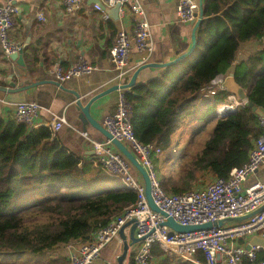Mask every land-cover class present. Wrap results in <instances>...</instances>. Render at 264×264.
I'll use <instances>...</instances> for the list:
<instances>
[{
  "label": "trees",
  "instance_id": "1",
  "mask_svg": "<svg viewBox=\"0 0 264 264\" xmlns=\"http://www.w3.org/2000/svg\"><path fill=\"white\" fill-rule=\"evenodd\" d=\"M263 37L264 0H204V20L191 56L125 92L137 140L155 143L163 151L153 161L166 193L196 189L199 173L228 178L248 162L262 135L249 103L264 111V49L235 63L243 44L262 42ZM230 74L247 92L248 102L218 116L220 106H232V95L220 92L199 106L212 82ZM187 122L192 139L205 137L194 155L177 150L183 137L175 141ZM88 169L50 126L35 128L15 116L0 118V264H70L35 259L74 241H91L97 230L136 206V192L120 189L119 183L111 187L117 180L104 172L91 178ZM153 253L158 257L163 252L154 248ZM130 257L135 264L134 255ZM162 258L159 264H170L165 255ZM198 259L205 261L202 254Z\"/></svg>",
  "mask_w": 264,
  "mask_h": 264
},
{
  "label": "built area",
  "instance_id": "2",
  "mask_svg": "<svg viewBox=\"0 0 264 264\" xmlns=\"http://www.w3.org/2000/svg\"><path fill=\"white\" fill-rule=\"evenodd\" d=\"M22 0H7L0 7V45L4 55L9 58L18 53L22 47L14 42L11 34L17 25V4ZM66 14L79 11L87 0H60ZM119 8V16L130 15L134 22L131 33L119 31L112 50L117 70H125V78L129 70V61L134 51L144 57L143 64L154 53V42L151 26L140 0H99L94 9L100 12L105 8ZM178 19L190 24L199 17V5L195 0H180ZM264 45V37L262 39ZM98 67L85 57H80L75 65L68 70L57 65L51 74L60 84L75 79L91 76ZM226 76H219L206 91V97L212 98L220 92H229L226 88ZM235 100L232 111L236 112L242 104ZM231 108V107H227ZM224 106L217 110L218 116L230 111H223ZM42 107L38 102H20L16 106L17 122L35 126ZM133 109L123 93L118 101L116 111L105 117L103 126L113 136L125 144L145 168L152 186L155 204L181 226H199L207 223L237 219L248 216L264 207V183L245 187L248 179L256 174L264 165V117H259L262 135L254 142L249 152L248 162L234 169L228 178L215 177L203 188H196L181 195H170L161 186V179L154 164V157H161L163 151L155 143L143 144L135 136L132 122ZM68 124L66 116L57 117L51 124L55 134ZM83 136L89 140L97 158V164L105 174L118 181L120 189L134 191L138 194V203L124 215L113 220L108 226L100 228L87 243H76L69 246L70 264H97L103 251L120 235L121 229L129 222L136 220V238L144 239L138 244L134 253L135 264H152L154 248L168 252L171 262H188L191 264H264L260 254L262 247L247 250V243L253 236L264 238V211L240 222L225 224L220 228L179 233L170 227L163 226L167 218L154 212L147 201L145 186L132 164L115 149L111 141H98L88 134ZM116 187V188H118ZM171 233L173 235L171 236ZM202 254L205 261L198 259Z\"/></svg>",
  "mask_w": 264,
  "mask_h": 264
},
{
  "label": "crops",
  "instance_id": "3",
  "mask_svg": "<svg viewBox=\"0 0 264 264\" xmlns=\"http://www.w3.org/2000/svg\"><path fill=\"white\" fill-rule=\"evenodd\" d=\"M6 1L0 0V7L4 6ZM140 1L151 26L154 42V53L145 64H166L188 52L192 47L193 26L192 23L184 24L179 21L177 11L180 0ZM195 2L199 5L200 0ZM97 3L99 0H87L79 11L71 15L66 14L60 0H22L16 5L17 25L11 38L24 49V60L28 64L27 75L24 77L16 76L21 69L16 62H12L4 55L0 45V87H9L7 80L11 82L12 76H14L12 81L17 84V87L21 83L29 85L40 81L57 82L51 71L57 65L68 70L80 57H85L98 67V71L91 76L62 84L65 89L47 83L17 94L0 91V118L14 117L16 106L20 102H38L41 105L42 111L36 120L35 128L51 126L57 117L66 116L68 124L57 135L68 152L81 159L89 168L88 175L91 178H95L103 171L97 164L91 143L83 134L86 133L98 141H104L106 138L90 125L84 131L80 120V110L76 104L77 99L73 92L80 94L82 101L86 104L101 92L128 83L136 70L145 65L142 63L144 57L134 51L129 61L127 77L125 78V70L122 72L117 70L112 54L117 35L121 30L131 33L134 22L130 15L119 16L117 20L112 18V14L107 10L111 11L114 8H105L104 12L95 10L94 5ZM262 49L264 45L260 41L246 42L235 64L246 61ZM164 70L149 68L142 71L137 81L138 85L159 77ZM21 73L24 74L22 70ZM123 93L125 91H116L96 101L91 108V115L103 125L105 117L116 111ZM206 98L205 91L198 105L204 106ZM187 127L190 128L192 125L187 122L176 135L175 141L184 135ZM208 175L213 181L215 176ZM117 183L113 181L110 186L114 187ZM258 183H264V165L248 179L245 187ZM130 234L131 228H128L126 235L129 241ZM248 244L249 242L247 246ZM123 248L124 243L119 236L103 251L102 258L97 264H117ZM137 248L138 244L130 248L124 264H132L133 257L130 256L134 255ZM69 254L70 249L67 245L66 258ZM153 264L159 263L155 261Z\"/></svg>",
  "mask_w": 264,
  "mask_h": 264
},
{
  "label": "water",
  "instance_id": "4",
  "mask_svg": "<svg viewBox=\"0 0 264 264\" xmlns=\"http://www.w3.org/2000/svg\"><path fill=\"white\" fill-rule=\"evenodd\" d=\"M119 8H120V6H116L111 11L107 10V12L108 13L110 12L112 14V18L117 20V19H119ZM104 9H105V7H103V10ZM203 20H204V0H200V2H199V17L197 20L192 22V26H193V32H192V37H191L192 47L188 52L180 55L175 60H172L171 62L166 63V64H162V65L153 64V63H148L145 65H142L141 67H139L136 70V72L134 73V75L132 76L131 80L128 83L123 84V85L114 86L108 90H105V91L101 92L100 94L91 98L89 100V102H87L86 104L82 101L80 94L73 92V94L76 96V99H77L76 104L80 110V120L83 123L84 131H86L87 127L90 125V126L94 127L96 130H98L101 134H103V136H105V138L107 140L111 141V143L113 144L115 149L117 151H119L132 164L135 171L137 172V174L142 179V182L144 183V186H145L146 198H147V201H148L150 208L154 212L159 213V214H161L167 218V221L163 224V226L170 227L174 231L179 232V233H183V234L184 233H190V232H196V231L211 230L214 227L220 228V227L224 226L225 224H229V223H240V222H243V221L255 216L256 214L264 211V207L259 209L257 212H254V213H252L248 216L242 217V218L227 219L224 221L207 223V224L199 225V226H181V225H179L178 223H176L174 221L173 218L168 217V215L165 212H163L161 209H159L158 206L155 204V201H154L153 196H152V186H151L149 176H148L145 168L140 164V162L136 158V156L129 150V148L125 144H123L122 142H120L117 139H114L113 136L106 130V128L91 115V108L96 101L102 99L103 97H105V96H107L113 92H116V91L128 92V91L134 89L136 86H138L137 81H138L139 75L142 71L149 69V68L150 69H153V68L166 69V68L176 64L178 61H180L182 59L189 58L197 46V43H198L197 31H198V28L200 27V25L202 24ZM9 59L12 62H16L18 64L19 68L24 72V74H23V73H21V70L18 71V73H16V76L18 78H21V77H24L27 75V64L24 60V49H22L21 51H19L16 54L11 55L9 57ZM13 77L14 76L11 77L12 80H13ZM12 80H11V82L7 80L9 87H6V88L0 87V91L8 93V94H17V93H22V92L28 91L30 89H33L35 87H38L40 85H44L47 83H52V84H54V85H56L62 89H65L62 84H60L59 82H53V81L52 82L51 81L50 82L40 81V82L31 83L29 85H25L24 83H21L17 87V84ZM226 88L228 89L229 93L235 97L237 102H239V103H247L248 102V94L245 91V89L237 83L234 74H230V76L228 77V79L226 81ZM249 107L253 110V112L258 117H264V111L261 108H258L253 103H249ZM228 113H231V111ZM128 228H131L130 241L128 240V237L126 235V230ZM136 228H137V221L133 220V221L127 223L121 229L119 235L123 240L124 248H123V253L121 254V256L118 257L117 264H124V262L128 258L130 248L132 246L139 244L140 242H142L144 240V239L136 238ZM172 235H173V233H171V236ZM253 247L264 248V238L260 237V236H253L251 238V240L249 241V244L247 246V250H251Z\"/></svg>",
  "mask_w": 264,
  "mask_h": 264
},
{
  "label": "rangeland",
  "instance_id": "5",
  "mask_svg": "<svg viewBox=\"0 0 264 264\" xmlns=\"http://www.w3.org/2000/svg\"><path fill=\"white\" fill-rule=\"evenodd\" d=\"M231 104L234 106L235 105V100L231 99L230 100ZM232 107V106H231ZM189 127V126H188ZM186 128L185 129V132H184V135H182L183 139H182V143H180V148L177 149L179 152H181V155H194V153L198 152L201 147H202V141L205 139V137H199L198 135L194 137V139H192L191 135H192V127L190 128ZM177 150H173V153L175 154V157L174 159H176L177 157ZM177 154V155H176ZM108 176V175H107ZM211 182V176L209 178V175L207 173H199L198 174V181L196 182V188H203L205 187L208 183ZM92 240V238H91ZM72 244H76V243H79V242H71ZM67 244L68 247L70 246V244ZM71 244V245H72ZM67 245H63V246H60L58 248H56L55 250L51 251L50 253H48L47 255H44L42 257H38L35 259V262H45V260H58L62 263H65L67 260L69 261V257L66 258V255H67ZM162 254L159 255L158 257L155 256L154 254V261L152 262V264L155 262V261H158V263L161 262V260L165 261L164 258H162V256H166L168 255V252L165 251V250H162ZM156 257V258H155ZM172 258V257H171ZM170 257L166 256V260L169 261L170 264H172V262L170 261L171 260ZM173 259V258H172Z\"/></svg>",
  "mask_w": 264,
  "mask_h": 264
},
{
  "label": "bare ground",
  "instance_id": "6",
  "mask_svg": "<svg viewBox=\"0 0 264 264\" xmlns=\"http://www.w3.org/2000/svg\"><path fill=\"white\" fill-rule=\"evenodd\" d=\"M227 107H231V106H224V109H221V113H223V111L225 110V111H232V107L231 108H227Z\"/></svg>",
  "mask_w": 264,
  "mask_h": 264
}]
</instances>
